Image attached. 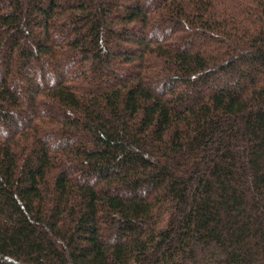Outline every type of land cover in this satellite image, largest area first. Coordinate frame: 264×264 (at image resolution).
<instances>
[{
	"label": "trees",
	"instance_id": "16d2710c",
	"mask_svg": "<svg viewBox=\"0 0 264 264\" xmlns=\"http://www.w3.org/2000/svg\"><path fill=\"white\" fill-rule=\"evenodd\" d=\"M0 264H264V0H0Z\"/></svg>",
	"mask_w": 264,
	"mask_h": 264
}]
</instances>
